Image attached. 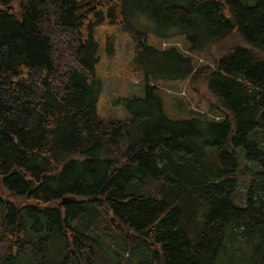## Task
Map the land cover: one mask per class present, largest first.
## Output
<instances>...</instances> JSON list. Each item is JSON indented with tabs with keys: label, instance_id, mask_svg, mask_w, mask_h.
I'll list each match as a JSON object with an SVG mask.
<instances>
[{
	"label": "trees",
	"instance_id": "obj_1",
	"mask_svg": "<svg viewBox=\"0 0 264 264\" xmlns=\"http://www.w3.org/2000/svg\"><path fill=\"white\" fill-rule=\"evenodd\" d=\"M106 22L145 77L126 119L97 112ZM175 81L207 112L170 117ZM0 186V264H264V0H0Z\"/></svg>",
	"mask_w": 264,
	"mask_h": 264
},
{
	"label": "rangeland",
	"instance_id": "obj_2",
	"mask_svg": "<svg viewBox=\"0 0 264 264\" xmlns=\"http://www.w3.org/2000/svg\"><path fill=\"white\" fill-rule=\"evenodd\" d=\"M144 21H146V26L155 28L153 21L147 19H144ZM95 29L97 41L99 42L100 56V60L96 65V76L98 82H100L99 84H101L97 110L98 116L103 120L126 119L129 113L125 109L124 99L131 98L134 95L141 97L145 95V77L142 73L135 72L131 64L134 55L133 42L119 25L106 22L105 24L96 26ZM107 37H111L115 41V51L111 57L107 55ZM181 38L182 36L177 40L181 41ZM233 38L224 41L219 46L225 48V46H229L232 43L248 46V43L241 37H237V39ZM148 44L152 46H159L161 44L160 36L153 30L150 32ZM208 61V59L200 57V62L209 63ZM162 83L165 97L164 107L170 117L174 119L184 118L190 110L207 112V101L210 103L212 97L207 93L205 85H201V91L200 88L199 91H195L190 87L188 81ZM212 115L214 114L212 113ZM239 152L242 162L241 168H246L243 164L246 157L241 150ZM248 165L255 168L252 162H248ZM244 174L243 171L241 178L246 182ZM243 188L244 183H241L240 189ZM1 189L0 186V191L3 193L4 190ZM104 246L106 248L108 243L106 242Z\"/></svg>",
	"mask_w": 264,
	"mask_h": 264
},
{
	"label": "built area",
	"instance_id": "obj_3",
	"mask_svg": "<svg viewBox=\"0 0 264 264\" xmlns=\"http://www.w3.org/2000/svg\"><path fill=\"white\" fill-rule=\"evenodd\" d=\"M164 44V46L166 47V46H171V45H173V46H177V47H180L181 49H183L186 53H188V51H186V49H184L183 47H182V45L180 44V43H178V42H165V43H163ZM216 118H218V117H216Z\"/></svg>",
	"mask_w": 264,
	"mask_h": 264
}]
</instances>
